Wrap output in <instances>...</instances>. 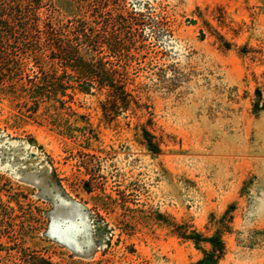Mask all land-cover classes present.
<instances>
[{"label": "rangeland", "instance_id": "374dc122", "mask_svg": "<svg viewBox=\"0 0 264 264\" xmlns=\"http://www.w3.org/2000/svg\"><path fill=\"white\" fill-rule=\"evenodd\" d=\"M99 1L100 57L126 69L137 106L104 121L106 91L71 79L35 105L37 69L0 65L13 71L0 87V264H191L205 248L165 223L211 235L229 217L219 264H264V0Z\"/></svg>", "mask_w": 264, "mask_h": 264}, {"label": "trees", "instance_id": "16d2710c", "mask_svg": "<svg viewBox=\"0 0 264 264\" xmlns=\"http://www.w3.org/2000/svg\"><path fill=\"white\" fill-rule=\"evenodd\" d=\"M63 2V13L72 15L70 18H63L59 9L53 7L51 0H0V65L9 62L18 63L21 67L24 61L29 62L37 69V86L32 88L30 95L37 93L33 97L41 99L44 96L50 99V94L57 95L56 88L62 90L61 97H64L66 86L71 79L73 83L80 87L96 88L97 91L105 93V100L101 103V113L104 121L113 120L120 110H127L130 104L137 102L127 88L129 85L127 71L123 67L120 70L100 57V38L97 29V18L105 9L106 3L99 0H61ZM105 13L110 14L112 10L106 9ZM122 20V18H119ZM110 24V23H109ZM109 26V25H108ZM111 27V26H109ZM222 48L229 50L230 47L219 37ZM126 47H109L110 54L124 51ZM58 63L63 69L64 76H57L50 71L52 66ZM70 71L74 76L66 74ZM13 71L0 67V87L4 88L5 78L11 77ZM64 77V80H60ZM11 88L17 90L13 81H10ZM31 84V83H30ZM39 88L44 89L42 95ZM72 88V87H71ZM88 90V89H87ZM256 96L261 100V95L257 91ZM56 102L61 103L58 99ZM258 107V103L254 107ZM144 105L143 110L147 111ZM149 114V113H147ZM148 125L151 121H147ZM140 128V144L153 156L161 153L160 141L155 140L144 126ZM90 192V191H88ZM112 202V201H111ZM165 223L166 227L179 240L193 244L196 248H205L202 257L191 264H219L225 255V243L223 235L231 232V217L225 221L217 222L218 229L213 234L202 233L192 225L175 223L170 219ZM24 264H49L42 258L35 255L23 257Z\"/></svg>", "mask_w": 264, "mask_h": 264}]
</instances>
